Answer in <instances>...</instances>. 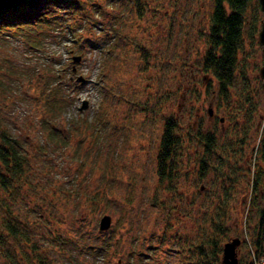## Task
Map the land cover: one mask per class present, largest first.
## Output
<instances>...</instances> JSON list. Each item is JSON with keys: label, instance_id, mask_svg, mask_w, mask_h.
Wrapping results in <instances>:
<instances>
[{"label": "rangeland", "instance_id": "rangeland-1", "mask_svg": "<svg viewBox=\"0 0 264 264\" xmlns=\"http://www.w3.org/2000/svg\"><path fill=\"white\" fill-rule=\"evenodd\" d=\"M77 1L81 19L28 33L32 44L0 35V130L19 142L24 171L0 164V264H221L232 238L238 264L249 262L264 206L263 54L250 33L264 19L258 0L223 99L202 71L213 0ZM73 56L83 85L70 79ZM49 88L67 102L55 120L39 99ZM169 118L182 142L172 187L156 174ZM51 121L65 143L53 144ZM199 132L215 135L213 152ZM104 215L111 225L100 231Z\"/></svg>", "mask_w": 264, "mask_h": 264}, {"label": "trees", "instance_id": "trees-1", "mask_svg": "<svg viewBox=\"0 0 264 264\" xmlns=\"http://www.w3.org/2000/svg\"><path fill=\"white\" fill-rule=\"evenodd\" d=\"M135 2L138 4V0H135ZM249 2L250 0H213L208 48L203 58L202 71L216 79L221 99L227 98L228 91L233 85L238 70L239 54L244 44L242 34L246 23L245 13ZM137 4H135L137 14L141 16L142 11L138 9ZM83 9V4L77 0H0V35L7 34L8 36L13 31L14 33L11 35H23L26 37L25 40L30 42L29 44H32L33 39L27 36L28 33L30 34L34 31V34L37 36L43 29L48 31L63 25L69 26L67 20L79 18L82 15ZM137 14L135 12L134 15ZM83 19L85 18L83 17ZM256 23L250 29L251 35L258 34L259 29H257ZM141 51L144 57H146L145 50L141 49ZM60 77V74H53V79L57 78V82ZM49 79L47 77V82L52 86ZM0 85H3L1 81ZM56 93L54 91L51 92L50 88L48 90H41L39 93V99L44 102L47 109L46 112L50 114L52 120L56 119L67 104L66 99L59 98L58 93ZM43 122L47 124L46 120H43ZM49 125L50 138L53 144L65 143V137L60 136L52 121L49 122ZM175 128L176 122L173 118H169L164 124L156 157V174L159 184L167 182L170 187L173 185V172L178 167L179 150L182 147L181 138L176 135ZM198 135L204 141L205 151L207 153L213 152L215 135L212 133L204 135L200 132ZM0 141L1 167L13 177L22 175L24 172L22 170L23 156L18 151L20 147L19 142L10 138L3 129L0 130ZM203 167L202 165L201 168ZM4 179L5 177L0 172V181L2 183ZM254 182L257 183V181ZM16 229V226H12L11 224L7 228L8 232L14 237L18 233ZM218 229L221 231V225L218 226ZM212 245L215 247V240H213ZM107 246L109 245L98 246V253L101 254L102 251H105ZM250 254L251 260L245 264H264V206L258 210V220L254 227Z\"/></svg>", "mask_w": 264, "mask_h": 264}, {"label": "water", "instance_id": "water-1", "mask_svg": "<svg viewBox=\"0 0 264 264\" xmlns=\"http://www.w3.org/2000/svg\"><path fill=\"white\" fill-rule=\"evenodd\" d=\"M260 11L264 15V0H258ZM258 44L262 48V54H263V64L261 68L259 69V76L262 79V88L264 89V19L261 24V28L258 32ZM80 60V57L74 58L75 62H78ZM87 108V102H83L81 106V110ZM209 114L211 115V111L209 110ZM111 225V217L109 215H104L100 222H99V229L101 231H105L109 229ZM241 243V240L239 238H232L228 240L222 249V258H221V264H238V256H237V249Z\"/></svg>", "mask_w": 264, "mask_h": 264}]
</instances>
